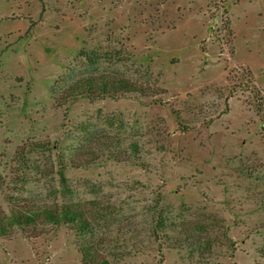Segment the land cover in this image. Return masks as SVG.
Instances as JSON below:
<instances>
[{
  "label": "rangeland",
  "instance_id": "obj_1",
  "mask_svg": "<svg viewBox=\"0 0 264 264\" xmlns=\"http://www.w3.org/2000/svg\"><path fill=\"white\" fill-rule=\"evenodd\" d=\"M52 202L0 264H264V0H0V217Z\"/></svg>",
  "mask_w": 264,
  "mask_h": 264
},
{
  "label": "trees",
  "instance_id": "obj_2",
  "mask_svg": "<svg viewBox=\"0 0 264 264\" xmlns=\"http://www.w3.org/2000/svg\"><path fill=\"white\" fill-rule=\"evenodd\" d=\"M94 79L89 77L84 83L83 91L87 95L92 91H96L97 96H100L113 94L118 91H129L132 88L130 83L124 79L116 81H110L108 78L104 77H97ZM6 222L9 225H33L37 222L51 225L68 224L79 236L91 234V226L86 218L85 212L74 202L36 204L29 208H19L15 211H11L3 218L0 217V234L5 231L4 223ZM87 248L88 246H84L80 250L82 257H85L86 260H92L93 256ZM99 264H106V262L101 260Z\"/></svg>",
  "mask_w": 264,
  "mask_h": 264
}]
</instances>
